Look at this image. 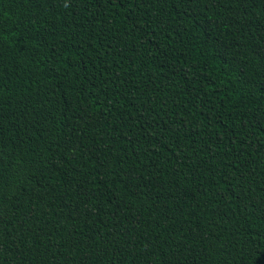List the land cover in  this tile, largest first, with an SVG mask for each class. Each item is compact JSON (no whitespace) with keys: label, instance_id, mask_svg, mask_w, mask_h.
<instances>
[{"label":"trees","instance_id":"obj_1","mask_svg":"<svg viewBox=\"0 0 264 264\" xmlns=\"http://www.w3.org/2000/svg\"><path fill=\"white\" fill-rule=\"evenodd\" d=\"M0 264H264V0H0Z\"/></svg>","mask_w":264,"mask_h":264}]
</instances>
